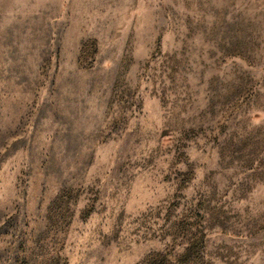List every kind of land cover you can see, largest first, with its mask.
<instances>
[{
	"label": "rangeland",
	"instance_id": "obj_1",
	"mask_svg": "<svg viewBox=\"0 0 264 264\" xmlns=\"http://www.w3.org/2000/svg\"><path fill=\"white\" fill-rule=\"evenodd\" d=\"M0 264H264V0H0Z\"/></svg>",
	"mask_w": 264,
	"mask_h": 264
}]
</instances>
